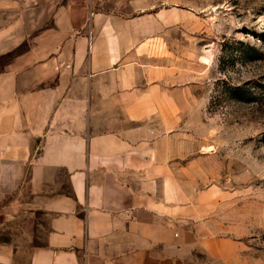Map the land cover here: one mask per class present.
<instances>
[{"label":"crops","instance_id":"crops-1","mask_svg":"<svg viewBox=\"0 0 264 264\" xmlns=\"http://www.w3.org/2000/svg\"><path fill=\"white\" fill-rule=\"evenodd\" d=\"M122 5L0 0V264H250L179 166L175 81Z\"/></svg>","mask_w":264,"mask_h":264},{"label":"rangeland","instance_id":"rangeland-1","mask_svg":"<svg viewBox=\"0 0 264 264\" xmlns=\"http://www.w3.org/2000/svg\"><path fill=\"white\" fill-rule=\"evenodd\" d=\"M125 1L120 12L150 19L170 92L175 81L180 168L213 191L208 220L264 264V0Z\"/></svg>","mask_w":264,"mask_h":264}]
</instances>
